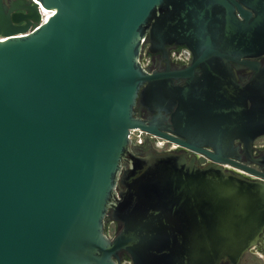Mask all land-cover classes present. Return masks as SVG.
I'll return each instance as SVG.
<instances>
[{"label":"water","instance_id":"water-1","mask_svg":"<svg viewBox=\"0 0 264 264\" xmlns=\"http://www.w3.org/2000/svg\"><path fill=\"white\" fill-rule=\"evenodd\" d=\"M240 1L258 14L236 0H0V264H239L263 243L264 174L234 142L250 157L264 136V0ZM172 43L187 67L142 66L146 45ZM232 65L253 71L244 86ZM131 130L203 158L132 147Z\"/></svg>","mask_w":264,"mask_h":264},{"label":"flooded vegetation","instance_id":"flooded-vegetation-1","mask_svg":"<svg viewBox=\"0 0 264 264\" xmlns=\"http://www.w3.org/2000/svg\"><path fill=\"white\" fill-rule=\"evenodd\" d=\"M236 2L245 11H247L249 14H251L252 17H255L259 12L257 10V8L246 6L245 3L241 2L240 0H236ZM235 12H236V14H238L237 11H235ZM147 47L148 46L146 45L144 50H143V53L141 56V63H142L143 67H147L153 72H163L167 69L170 71L183 69V68L187 67L191 61V54L185 46H179V45H176L175 43L168 44L164 47V49L161 52L156 53V54H149ZM252 61L259 63V67L261 69H264V55L261 56L260 58L252 60ZM232 71L235 75L237 83H239L243 86L249 81V79L253 75V71L246 69V68H237L236 69L234 67V65H232ZM175 84H176V82H175ZM179 85L180 86L184 85V82L179 83ZM137 115L143 120H148L152 116V114L149 111H147L146 109L137 110ZM146 143H149L151 148L156 152L175 153V154L185 153L189 157H195L197 159L203 158V157H198L197 153H193V152H189L188 150H185V148L177 145L176 143H174V144H176L177 147L172 145L173 144L172 142H166V146H165L164 150L154 148L153 141H150L148 138L146 139ZM234 146H235V148H237V151L239 154V159L237 161L238 164L245 166V167L247 166L249 168H253V169L258 170L264 174V168L259 169L258 166H255L252 164V161H255V160H261L264 163V136L258 137V138L253 140V142L251 143L250 157L246 153V150L243 149V146L240 142H238V141L234 142ZM207 150H210V149L207 148ZM143 153H144V150H140L139 155H142ZM207 162H208V160H207ZM225 169L228 170L229 172L233 173V174H238V175H241L243 177H247L251 180H260L258 177L251 176V175L245 173L242 169H240L236 166L230 165V164H226ZM111 224L115 227V229L117 231L118 224H116V223H111ZM252 251L259 258L262 254L264 255V241H263V243L259 244L256 248H254L253 250H251L247 253H250ZM123 257L125 258L123 264H129V260L126 258V256L124 255ZM241 260H240L239 264L241 263ZM224 264H229V263H224Z\"/></svg>","mask_w":264,"mask_h":264},{"label":"built area","instance_id":"built-area-1","mask_svg":"<svg viewBox=\"0 0 264 264\" xmlns=\"http://www.w3.org/2000/svg\"><path fill=\"white\" fill-rule=\"evenodd\" d=\"M147 138L150 141H153L154 148H158L161 150H164V148L166 146V142H169L167 140H164V139L158 138L156 136L142 132L140 130H131L130 135H129L130 146H132V147L143 146L146 143ZM172 145L177 147V145L174 143ZM197 155H198V157H202V155H200V154H197Z\"/></svg>","mask_w":264,"mask_h":264},{"label":"rangeland","instance_id":"rangeland-1","mask_svg":"<svg viewBox=\"0 0 264 264\" xmlns=\"http://www.w3.org/2000/svg\"><path fill=\"white\" fill-rule=\"evenodd\" d=\"M106 232L109 236H113L114 233L116 232V229L112 224H108L106 228ZM240 264H264V255L262 254L259 258L252 251L250 253L245 254Z\"/></svg>","mask_w":264,"mask_h":264},{"label":"bare ground","instance_id":"bare-ground-1","mask_svg":"<svg viewBox=\"0 0 264 264\" xmlns=\"http://www.w3.org/2000/svg\"><path fill=\"white\" fill-rule=\"evenodd\" d=\"M51 13H52L51 11H44V14H43L42 20H46V19H48V17L50 16Z\"/></svg>","mask_w":264,"mask_h":264}]
</instances>
